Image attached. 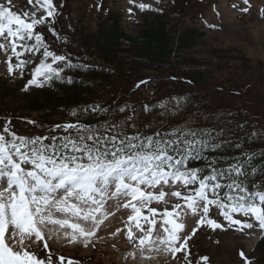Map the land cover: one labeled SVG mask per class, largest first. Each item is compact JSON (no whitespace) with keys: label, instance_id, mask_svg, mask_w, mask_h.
I'll list each match as a JSON object with an SVG mask.
<instances>
[{"label":"snow or ice","instance_id":"6c2138e0","mask_svg":"<svg viewBox=\"0 0 264 264\" xmlns=\"http://www.w3.org/2000/svg\"><path fill=\"white\" fill-rule=\"evenodd\" d=\"M244 3L247 4L248 0ZM36 4L45 15L37 18L35 12L30 17L24 13L25 18H22L10 10L11 0L0 2V37L5 40L13 38L10 46L21 75L32 64V57L43 49V59L32 71L25 90L31 85L41 87L52 80L62 79L64 69L59 67L61 62L65 67H72L66 56L49 50L43 35L35 31L37 25L48 22L49 31L57 34L52 27L58 15L53 0H36ZM139 7L143 9L146 5ZM17 47L21 50L17 51ZM26 53L30 55L25 56ZM8 70L11 73L13 69L9 67ZM90 107L94 113H107V119L95 125L78 122L52 126V131L62 129L68 135L17 136L8 124L0 132V264H52L51 258L45 261L26 250L29 244L25 240L30 241L33 236L41 240V229L46 224L66 226L86 239L91 237L93 231L81 227L80 223L53 219V210L71 213L82 221L91 219L93 225L98 226L93 213L100 212L101 202L113 185L116 193L131 198L125 207L130 206L134 215L128 220L136 221L135 228L142 234L134 235L129 228L127 239L130 244L139 245L141 255L146 244L155 245L159 241L175 256L191 238L183 235L182 224L170 219L176 215L175 209L182 207L177 202L173 211L161 213L165 218L163 226L171 225V228H163L166 238L153 239L151 225L155 224L157 209L149 208L148 204L163 200L166 192L160 190L154 195L143 191L142 185L152 188L160 185L161 189L170 181L182 185L184 191H171L170 195L178 201L183 200L193 213L202 209L203 217L198 223L206 221L213 228L220 227L215 220L208 218L210 206H215L230 225L254 227L253 223L233 219V213H238L251 217L264 230V153H253L244 148L245 141L264 138V131H245L240 139H236L229 134L232 130L226 127L216 131L185 125L163 135L157 131L145 136L141 114L134 106L113 107L110 112L97 105ZM127 111L132 114L116 119V113ZM143 111L149 112V106L145 105ZM72 114L76 115L75 112ZM237 127L244 130V125ZM129 129H136V133L129 135ZM220 149L239 150V154L221 159L207 155ZM257 155L261 157L259 168L254 163ZM193 160H202L204 164L189 167ZM257 175L260 176L259 182L255 179ZM142 208H147L153 217H143L150 225L146 231L139 223ZM71 239L75 240L76 236L72 235ZM10 244L18 245L20 250H14ZM128 255L135 258V253Z\"/></svg>","mask_w":264,"mask_h":264},{"label":"trees","instance_id":"16d2710c","mask_svg":"<svg viewBox=\"0 0 264 264\" xmlns=\"http://www.w3.org/2000/svg\"><path fill=\"white\" fill-rule=\"evenodd\" d=\"M180 20L182 17L172 10L171 4L159 6L140 14L132 24L131 34L123 27L121 13L110 9L98 15L93 28L80 23L65 33L61 31L59 53L68 58L72 67H65L61 62L62 79L41 87L31 85L26 90L34 70L30 66L25 68L23 75L18 69L19 77L15 81L0 79V127L3 129L8 124L15 133L13 126L20 124L37 134L61 136L65 132L62 129L52 131V126L78 122L95 125L107 119V113H94L91 105L110 112L113 107L127 104L141 114L145 136L157 131L163 135L185 125L216 131L226 127L236 139L245 131H264V61L228 47L210 48L201 56L197 50L204 40L203 32ZM47 35L53 42L57 41L52 33ZM226 74L235 77L228 79ZM230 81L236 83L234 87H228ZM121 82L150 89V98L123 100L114 87ZM219 84L228 90L209 88ZM173 97L186 99L183 110L179 116H169L163 121L158 102ZM145 105L149 106L147 113L143 111ZM131 114L127 111L115 116L121 120ZM153 122L155 128L150 134L148 130ZM238 125H244V130ZM135 133L136 129L128 130L129 135ZM244 148L264 153V138L245 141ZM234 154L238 155L239 150L220 149L207 153L216 159ZM254 163L260 167L259 155ZM203 164L202 160H193L188 166ZM255 179L259 182L260 176ZM218 217L224 218L219 209L210 206L208 218ZM248 264H264V231L254 244Z\"/></svg>","mask_w":264,"mask_h":264},{"label":"rangeland","instance_id":"374dc122","mask_svg":"<svg viewBox=\"0 0 264 264\" xmlns=\"http://www.w3.org/2000/svg\"><path fill=\"white\" fill-rule=\"evenodd\" d=\"M7 2V0H0ZM56 7V23L52 27L56 30L53 35L56 42H53L47 33L49 23L37 25L35 31L40 32L44 37V43L49 50L59 53L61 38L63 33L76 24H89L92 28L96 23L98 15H102L105 10H117L123 18V27L133 33L134 21L138 20L140 14L148 13L156 7L172 5V10L182 17L180 20L183 24L193 26L203 32V41L200 42L197 53L203 55L210 48H231L239 51L247 57L264 61V0H53ZM140 5H146L143 9ZM247 8V11H243ZM39 9V10H37ZM10 10L22 18L24 13L29 17L36 13L39 18L45 15L42 8L34 1L29 0H11ZM51 18H48L50 21ZM62 31V32H61ZM6 35V33H5ZM11 42L13 38L5 40L0 37V79L6 81H15L19 77L18 68H16L17 58L12 53ZM21 49L17 47V51ZM41 49L32 57V64L28 65L35 68L43 59ZM197 54V55H198ZM30 54H25L29 56ZM205 55V54H204ZM23 58V57H22ZM49 63L51 62L49 58ZM57 67V65H53ZM12 67V72H9ZM235 76L226 74L225 78L232 79ZM224 84V83H222ZM215 86L225 91V85ZM236 84V83H234ZM230 81L229 88L234 87ZM239 84V83H238ZM227 85V84H226ZM239 86V85H237ZM115 92L123 96V100L135 101L138 98L149 99L152 93L150 89H139L131 83H116ZM231 90V89H230ZM243 91L242 88H240ZM186 99L183 97H173L163 99L158 102V108L161 110V119L164 121L169 116H179L183 110ZM149 133L154 130V122L150 125ZM13 131L17 136L31 138L32 136H44L29 130L28 126H13ZM3 129L0 127V132ZM147 131V132H148ZM171 185V186H169ZM160 185L155 188L141 186L145 192H152L158 195L160 190H164L166 195L163 200H153L148 204L149 208H156L157 214L154 217L155 224L152 237L166 238L164 227L171 228V225L163 226L165 219L161 213L164 210L173 211L174 205L181 203V209H175L176 215L170 217L175 222L182 224V233L190 236L187 239L186 246L176 253L175 256L169 251L168 246L162 243L155 245L148 243L144 246L143 255H141L139 245H133L128 242L127 231L132 229L134 235L142 234L135 228L136 221H129L128 217L134 215L131 207H125L131 200L122 193H116L113 185L105 194L100 205V212H94L98 226H94L91 219L82 221L74 217L71 213L57 212L53 210V219H68L70 223H80L81 227L93 231V235L87 239L78 232L74 233L72 229L66 226L46 224L42 230V239L36 240L35 236L31 240H25L29 244L26 249L37 255L39 259L47 261L51 258L52 264H247L253 250L254 244L260 238L264 230L259 228L258 222L251 217H244L241 214L233 216V219H240L243 222L253 223L252 229L243 228L237 225H230L227 220L215 218V222L220 225L218 228H210L206 221L198 223L203 217L202 209L193 213L187 209L184 201L170 195L171 191L181 190L182 186L177 184ZM6 186V185H5ZM115 193V194H114ZM99 199V197H97ZM74 201H70L72 203ZM132 203H136L132 201ZM139 206V205H138ZM95 207V206H94ZM148 216L153 219L147 208L141 209V218L139 223L146 231L150 226L143 219ZM211 219V218H210ZM120 231H117V230ZM7 235V234H6ZM75 235L76 239L72 240L71 236ZM184 242V241H181ZM6 243H9L6 239ZM47 245V247H45ZM14 250H20L18 245H11ZM135 253V258L129 256V253Z\"/></svg>","mask_w":264,"mask_h":264},{"label":"water","instance_id":"95a60500","mask_svg":"<svg viewBox=\"0 0 264 264\" xmlns=\"http://www.w3.org/2000/svg\"><path fill=\"white\" fill-rule=\"evenodd\" d=\"M36 1V0H35Z\"/></svg>","mask_w":264,"mask_h":264}]
</instances>
